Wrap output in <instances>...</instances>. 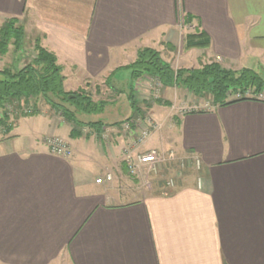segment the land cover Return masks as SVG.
<instances>
[{
	"label": "crops",
	"instance_id": "crops-1",
	"mask_svg": "<svg viewBox=\"0 0 264 264\" xmlns=\"http://www.w3.org/2000/svg\"><path fill=\"white\" fill-rule=\"evenodd\" d=\"M9 17L55 54L67 90L111 75L143 47L181 48L195 29L209 45L186 52L264 73V0H0V25ZM150 110L165 129L137 153L170 145L201 160L167 192L136 187L127 137H71V125L43 107L28 132L18 127L29 116L16 119L0 140V264H264V100ZM49 134L67 138L69 157L49 151ZM107 172L112 180L97 183Z\"/></svg>",
	"mask_w": 264,
	"mask_h": 264
},
{
	"label": "trees",
	"instance_id": "trees-1",
	"mask_svg": "<svg viewBox=\"0 0 264 264\" xmlns=\"http://www.w3.org/2000/svg\"><path fill=\"white\" fill-rule=\"evenodd\" d=\"M25 37L24 27L16 17L4 19L0 25V55L5 54L10 45L15 51L21 49ZM209 42L207 33L198 29L186 33L183 39L186 49L206 48ZM122 68H128L134 80L146 74L158 78L163 86L184 88L196 97L208 98L212 107L241 99H256L259 93L263 94L260 100H264V75L248 67L225 68L210 60L196 68L173 69L159 51L143 47L137 50L134 61ZM63 83L62 66L57 63L55 54L41 46L37 38L31 59L20 67L0 68V140L9 133L16 119L36 115L40 102L54 109L71 125V137L81 136L84 127L99 134L105 123L84 121L78 115L100 113L106 101H94L82 89L67 90ZM236 93L240 97H235ZM127 98L133 111L137 110L133 93ZM118 123L120 121L111 124Z\"/></svg>",
	"mask_w": 264,
	"mask_h": 264
},
{
	"label": "rangeland",
	"instance_id": "rangeland-1",
	"mask_svg": "<svg viewBox=\"0 0 264 264\" xmlns=\"http://www.w3.org/2000/svg\"><path fill=\"white\" fill-rule=\"evenodd\" d=\"M184 36L185 34L183 33L181 48L164 47V49H162L161 51L155 48L153 49L159 51L162 59L167 61L173 69L190 68V67L196 68L201 66L202 64L209 62V60L205 59V57L201 58L198 55L199 52L194 49L189 52H186V48H184V44H183ZM34 40H35L34 34L26 35L24 44L22 45L21 49L16 51L13 49V46L10 45L8 47V51L5 54H3L4 56L0 58V68L6 66L20 67L27 60L31 59V57L34 54ZM168 50L172 51V53L169 52ZM219 63L222 64V62ZM262 74L264 75L263 72ZM111 78L112 80H110ZM153 78H154L153 76L145 74L134 80L131 77L130 70L128 68H122L121 66L118 67L117 70H115V72H113L109 76L100 75L98 77L91 78L90 81L87 82L85 81V83L84 82L81 83L80 86H78V89H82L83 91L88 93L94 101L97 100L106 101V105L104 106V110L102 111V113L78 115L84 121H90L88 119L92 120L97 118H100L101 120L100 119L99 120L102 121L103 119L104 121L102 122L105 123V126L102 127L101 133L104 130L103 128H106L105 130L106 133H104L106 135L105 139L102 138L101 133L98 134L88 127H84L82 129L83 132L85 133L84 135H87L86 133L89 132H90L89 134H92L93 136H96L98 134L99 136L98 138L102 139L105 142H108L112 139L124 140L123 138L126 137L125 136L126 133L125 131H123V125H124L123 123L128 121H133L136 118H139L143 120V122L145 123V124L141 123V127H146L147 123L145 122V120L146 118L150 117L151 119L150 124L154 125L155 127L151 128L150 135L146 139H144L143 143H146L149 137L153 135L151 143L158 144V138L156 137V134L165 129L164 128L165 124L162 123V121L156 120L153 117L152 112L150 110L151 108H159V106L163 105L165 106V109H168V111L171 114L173 112L174 114H179L178 106H180V104H183L185 102L190 103L192 101L197 102L198 100H200L199 102L207 101L208 104H210V100L208 98L207 99L199 98L191 94L192 92L190 91H188L190 93L188 94L187 92L184 91V88L172 87L173 91L171 94L173 95V98L171 97L170 98L171 100L170 99L168 100L170 103L168 105H165L162 102V100L164 99L162 92L164 88L163 85L160 87L159 91L157 92L158 96L157 97L153 96L154 91L151 85ZM108 79L110 80L109 82ZM130 83H132V85H129ZM110 85H112L111 88L109 87ZM174 89H176V91ZM131 92L133 93L136 99L137 110L134 111L133 110L131 111V106L127 98L129 93ZM40 104L41 105L38 106L40 109L41 107L47 110L52 109L51 107H48L47 105L42 104L41 102ZM52 110L55 112L54 109ZM36 117H37L36 119H39L40 116H36ZM33 118L35 117L29 116L22 119L21 124L18 127V132L20 133L28 132L29 130L28 128H30L29 127L30 125L28 124L29 123L31 124ZM120 118L122 120L117 125H113L111 124L113 122L111 123L109 122L112 120H118ZM128 133L129 131L127 130V134ZM137 134L135 135L132 134V136H134V138L137 139L139 135ZM51 135H57V134L46 135L43 141L45 142L46 137ZM58 136L62 137L65 141H67V138L65 136H61V135ZM67 144L69 145L68 141ZM69 147L71 149L70 145ZM158 147L164 148L165 145L161 147L160 145L159 146L154 145L152 149L154 148L156 150H161ZM165 148L166 150L163 152L158 151L160 155L162 154L161 157L163 158V161H160L159 164L157 165L158 166L157 173H150V172L147 173L145 169V171H143L139 176L130 175L133 179L136 180V184H135L136 187H139V189H142L143 187L144 189L147 188L148 190H150V192L153 193L158 191H165V190L167 192L172 188H174L176 185L179 184L181 185L182 178L185 172L195 170L187 161H185L184 163H180L178 156L182 154L178 153L170 145L168 146L166 145ZM146 150L148 149H142L141 152ZM171 151H173V156H170ZM112 178H113V173H112ZM170 178L173 181L172 186H169L166 182ZM148 183L149 185H147Z\"/></svg>",
	"mask_w": 264,
	"mask_h": 264
},
{
	"label": "built area",
	"instance_id": "built-area-1",
	"mask_svg": "<svg viewBox=\"0 0 264 264\" xmlns=\"http://www.w3.org/2000/svg\"><path fill=\"white\" fill-rule=\"evenodd\" d=\"M215 61L221 62L222 57L220 55L215 56ZM152 88L154 91L153 96H158L157 92L159 91L160 87L162 86L160 80L156 77L152 79ZM153 93V92H152ZM246 95H250L247 94ZM235 97H240L239 93L235 94ZM256 99L260 100L263 98V94L259 93L256 96ZM197 102L192 101V102H185L183 104H180L178 106V112L179 114H183L186 112H191V111H205L213 108L210 104H208L207 101L203 102ZM145 122L147 123L146 127H141V123L145 124L143 120L136 118L133 121H128L123 123V131L126 133V137L130 139L131 144L123 147V155H124V160L126 163L127 170L129 174L134 175V176H139V171L142 169H146L147 173H157L158 170V164L160 161H163V158L161 157L162 154L160 155L159 152L156 149H148L146 151H143L141 153H137L136 150L138 146L143 143L144 139H146L150 135V130L151 128H154V125H151V119L146 118ZM104 130L101 133L102 138L105 139L106 135V128H103ZM127 130L129 133L127 134ZM139 135H138V134ZM137 134L138 137L137 139L132 136ZM45 144L47 145L49 151L55 155L61 156L63 158H67L71 154V149L69 145L67 144V141H65L62 137L58 135H51L46 137ZM170 156H173V151L170 152ZM166 158V157H165ZM164 158V159H165ZM174 158V157H172ZM178 159L180 163H184L187 161L190 163V165L195 169L199 170L201 168V160L200 158L192 153H183L182 155L178 156ZM112 180V174L110 172H107L104 174L103 177H97L96 182L97 183H103V182H108ZM169 186H172L173 181L170 178L168 181H166ZM149 185V183L147 184Z\"/></svg>",
	"mask_w": 264,
	"mask_h": 264
}]
</instances>
